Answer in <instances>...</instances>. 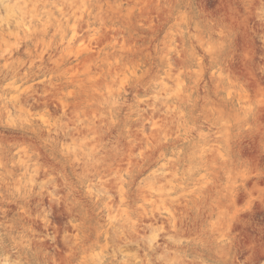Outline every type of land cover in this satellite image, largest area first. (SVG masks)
<instances>
[{
  "label": "rangeland",
  "instance_id": "374dc122",
  "mask_svg": "<svg viewBox=\"0 0 264 264\" xmlns=\"http://www.w3.org/2000/svg\"><path fill=\"white\" fill-rule=\"evenodd\" d=\"M0 264H264V0H0Z\"/></svg>",
  "mask_w": 264,
  "mask_h": 264
}]
</instances>
